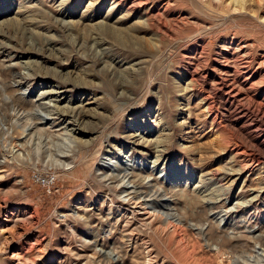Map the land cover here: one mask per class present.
Wrapping results in <instances>:
<instances>
[{"label": "rangeland", "instance_id": "rangeland-1", "mask_svg": "<svg viewBox=\"0 0 264 264\" xmlns=\"http://www.w3.org/2000/svg\"><path fill=\"white\" fill-rule=\"evenodd\" d=\"M120 1L0 0V264H264V0Z\"/></svg>", "mask_w": 264, "mask_h": 264}, {"label": "bare ground", "instance_id": "bare-ground-1", "mask_svg": "<svg viewBox=\"0 0 264 264\" xmlns=\"http://www.w3.org/2000/svg\"><path fill=\"white\" fill-rule=\"evenodd\" d=\"M124 1H126V0H121L120 2H115V4H119V3H122V2H124ZM131 2H133L134 4H135V7L136 6H138V7H140L141 5H144L143 3V0H131ZM146 2V1H145ZM133 7V6H132ZM144 7V6H143ZM240 50V49H239ZM239 54V53H238ZM249 65V64H248ZM247 69V68H246ZM220 70H222V76L221 77H215L214 76V79L215 80H217L218 81V85H219V90H220V92H222V93H224V94H226V96H227V98H228V96L229 97H233L235 94H236V92H235V89L232 87V85H231V79L232 78H230V76H228L227 74H226V72H227V69L224 67V66H221L220 67ZM217 71V70H216ZM245 74V73H244ZM9 76H10V72H8V71H6V70H0V95H2V97H4L5 96V98L6 97H9V93L7 94L4 90H5V88H7V86L9 85V83H11V82H5V80L6 79H8L9 78ZM246 78L248 79V80H250L251 78H252V75H247L246 76ZM236 79V78H235ZM255 83V82H254ZM19 90H20V92L18 93V97L17 98H21V97H24V94H26L24 91H25V89H20L19 88ZM18 90V91H19ZM12 92H14V91H12ZM51 92V91H50ZM10 98H11V95H10ZM7 99V98H6ZM9 99V98H8ZM19 100V99H18ZM22 100V99H21ZM34 106V105H33ZM13 108V107H12ZM39 108V107H38ZM14 109H16V108H14ZM36 108H34V110H35ZM12 110V109H11ZM17 110V109H16ZM40 110V109H39ZM42 110V109H41ZM36 111V110H35ZM39 112V111H38ZM10 118L8 119V122H5V121H1L0 120V137H2L4 140H9V142H12L15 138H18L19 136H21L22 135V132H24L28 127V125H30V124H32V118H30V117H25V116H23V117H21V116H19V115H17V113L16 112H14V113H12L10 116H9ZM44 117L43 116H37L34 120H37V121H39V119H43ZM33 120V121H34ZM35 123V122H34ZM15 136V137H14ZM133 163H132V161H131V159H127L126 160V162L124 163V164H122V163H114V164H110L109 166H112L113 168H115V165H117V166H119V167H122V168H124L122 171H120L121 172V174L118 176V180L123 184V188L121 189V191H120V193H121V195H120V198H121V200H126L127 201V203H128V199H129V196H128V193H129V191H132V192H134L135 190V188H136V185H135V183H132L133 181H130L129 179H128V175L130 174L129 172H128V168L132 165ZM129 173V174H128ZM115 177V176H114ZM117 177V176H116ZM137 184H138V182H137ZM139 185H140V183H139ZM140 188V187H139ZM138 192V191H137ZM157 195V194H156ZM126 196H128V198H125ZM131 196V195H130ZM140 196V195H139ZM143 197V196H142ZM138 199V198H137ZM142 199V198H141ZM144 199V198H143ZM166 202V201H165ZM154 206V205H153ZM165 206H166V208H163L164 209V211H160L159 213H160V215L162 216V217H164V218H162V220H161V224H163V223H167V225L169 226V227H171V230L172 229H176V228H178V230H179V228H181V225L182 224H186V226L188 225V227L189 226H191V225H189L187 222H186V220H183L182 218H180L179 219V216L177 215L176 216V214H178V213H176V214H174L173 213V211L170 213V209H168V207H169V203L168 202H166V204H165ZM171 206V205H170ZM151 209H152V205H151ZM157 209V208H156ZM138 210H140V212H141V214L142 215H144V216H146V215H148V216H152L154 219H155V217L152 215V213H153V211H152V213H151V215H150V213H148L149 212V210L148 211H145V208L144 207H138ZM146 210H147V208H146ZM156 213V212H155ZM159 215V214H158ZM155 216H157V215H155ZM147 217V216H146ZM182 217V216H181ZM148 218V217H147ZM146 218V219H147ZM161 218V217H160ZM158 219H159V216H158ZM220 219V218H219ZM145 220V219H144ZM153 220V219H152ZM151 221V220H150ZM149 221V223H151ZM154 221V220H153ZM220 221H222V219L221 220H219V222ZM163 222V223H162ZM184 222V223H183ZM146 223V222H145ZM181 223V224H180ZM184 227V226H183ZM200 228H202V227H200ZM200 228L198 229V231L200 230ZM202 230V229H201ZM174 233V232H173ZM207 237V236H206ZM259 259H261V258H259ZM261 262V261H260Z\"/></svg>", "mask_w": 264, "mask_h": 264}, {"label": "built area", "instance_id": "built-area-1", "mask_svg": "<svg viewBox=\"0 0 264 264\" xmlns=\"http://www.w3.org/2000/svg\"><path fill=\"white\" fill-rule=\"evenodd\" d=\"M42 183H43L44 185H46V186H49V185H48L49 182L47 183V181H42Z\"/></svg>", "mask_w": 264, "mask_h": 264}]
</instances>
